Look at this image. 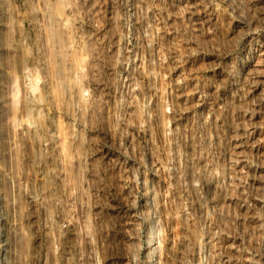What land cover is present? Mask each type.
Returning <instances> with one entry per match:
<instances>
[{"label": "rangeland", "instance_id": "obj_1", "mask_svg": "<svg viewBox=\"0 0 264 264\" xmlns=\"http://www.w3.org/2000/svg\"><path fill=\"white\" fill-rule=\"evenodd\" d=\"M0 264H264V0H0Z\"/></svg>", "mask_w": 264, "mask_h": 264}, {"label": "bare ground", "instance_id": "obj_2", "mask_svg": "<svg viewBox=\"0 0 264 264\" xmlns=\"http://www.w3.org/2000/svg\"><path fill=\"white\" fill-rule=\"evenodd\" d=\"M149 239H152V233H150V237H149ZM153 245H154V242H153V241H152V242H149V243L147 244V247L149 246L150 249H151V254H152V252H153V250H154Z\"/></svg>", "mask_w": 264, "mask_h": 264}]
</instances>
